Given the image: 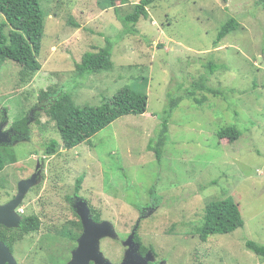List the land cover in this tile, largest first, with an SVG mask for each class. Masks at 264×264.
<instances>
[{
    "label": "rangeland",
    "instance_id": "374dc122",
    "mask_svg": "<svg viewBox=\"0 0 264 264\" xmlns=\"http://www.w3.org/2000/svg\"><path fill=\"white\" fill-rule=\"evenodd\" d=\"M140 1L116 2V14L106 7L108 0H40L45 15L41 69L23 83L17 77L18 64H3L0 107L7 112L6 127L34 109L39 115L29 124L28 139L7 149L15 162L0 172L3 205L15 197L20 180L28 179L36 167L40 170L38 184L27 192L18 213L38 216L41 225L14 245L12 255L17 264L68 263L77 245L57 232L76 220L67 198L73 197L80 179L76 196L116 229V238H103L99 244L113 264L121 259L120 242L135 225L138 211L153 204V215L140 221L137 234L155 260L264 264L245 247L249 240L264 247L261 0H159L139 18L135 33L122 34L117 15L131 14ZM230 19L239 28L214 44ZM4 20L0 14V23ZM107 39L113 68L79 77L75 66L82 56L104 48ZM202 85L219 94L206 93ZM48 88L70 94L78 106H98L129 88L146 94L147 108L143 115L118 118L71 150L60 146L48 156L45 146L51 140L61 143L54 123L38 111L45 109L38 95ZM169 97L181 101L168 121L158 162L149 145L157 140ZM232 125L240 131L237 140L218 138L222 128ZM226 198L237 204L243 227L201 242L194 228L206 204Z\"/></svg>",
    "mask_w": 264,
    "mask_h": 264
},
{
    "label": "trees",
    "instance_id": "16d2710c",
    "mask_svg": "<svg viewBox=\"0 0 264 264\" xmlns=\"http://www.w3.org/2000/svg\"><path fill=\"white\" fill-rule=\"evenodd\" d=\"M159 0H141L138 4L133 5L131 14L123 17L118 16V20L122 24V34L135 33V26L140 17L147 16V8ZM116 2L125 4L126 0H108L107 8H113L117 14L118 7ZM264 10V0L259 2ZM0 14L4 17V22L0 23V65L7 61L18 64L21 69L17 73L18 80L26 83L41 69L38 61L42 48V39L44 34V11L42 10L40 0H0ZM9 27L11 31L5 33L4 29ZM239 28V23L235 19H230L223 24L219 30L214 44L219 43L228 34L235 32ZM120 33V34H121ZM119 34V36H120ZM106 46L97 52H86L79 64L75 66L76 74L79 77L109 71L113 68L111 62L112 44L107 39ZM206 93L216 96L218 91L205 87ZM193 94H189L191 98ZM169 106L164 111L160 132L153 146L149 145V149L154 152L158 162L161 159V148L165 145L168 133V121L181 101V98L171 99L169 97ZM196 104H202V100L192 99ZM38 101L45 104L44 115L54 123L61 143L51 140L45 146V154L52 156L59 147L62 146L66 150H71L82 143L91 139L97 132L104 129L112 122L127 115H143L147 108L146 94L135 92L129 88H124L110 99H105L100 105H76L72 96L61 90H52L48 88L41 91L38 95ZM41 108V106H39ZM39 110V109H38ZM37 113V109L33 111V116ZM35 115L34 117L37 118ZM28 118L25 117L19 121L13 122L11 128L18 131V136L14 137V141H22L29 137ZM218 138L227 139L229 143L237 140L240 131L234 126L222 128L217 133ZM11 145L0 144V172L7 164L14 163L7 153V149ZM82 180L76 181L75 193L80 191ZM153 193V190L151 194ZM69 204L72 203V197L67 198ZM153 204L152 206H156ZM140 208V207H136ZM76 220L70 221L67 228L58 231L57 235L64 240L77 242L81 234L82 226L77 214L73 210ZM94 221H99V216L91 210ZM18 228L8 229L0 226V241L9 247L13 252L14 245L24 239V237L32 232L39 230L41 221L36 215H22ZM114 227V226H113ZM243 227L240 212L237 204L231 198L224 200H211L206 204L204 216L199 225L194 228L201 242H205L208 238L215 235L231 234L239 228ZM115 229V227H114ZM116 231V229H115ZM194 233V231H192ZM111 239V238H108ZM139 242L138 237H135ZM245 247L259 256L264 261V247L253 241H246ZM148 249L141 246V254ZM151 251H153L150 248Z\"/></svg>",
    "mask_w": 264,
    "mask_h": 264
},
{
    "label": "water",
    "instance_id": "95a60500",
    "mask_svg": "<svg viewBox=\"0 0 264 264\" xmlns=\"http://www.w3.org/2000/svg\"><path fill=\"white\" fill-rule=\"evenodd\" d=\"M11 138L7 132H3V126H0V144H9ZM38 166V165H37ZM39 167V166H38ZM35 168V173L28 179L20 180L17 184V193L7 203L0 205V226L8 229L18 228L21 222V215L17 209L21 205L27 192L40 179V170ZM74 209L79 217L82 233L77 239V246L71 252V258L67 264H113L106 259L99 250V244L103 238H116V231L113 224L109 221L95 222L91 215L88 203L79 199L74 203ZM136 227L131 234L122 243L126 248V252L120 264H149L155 259L151 251L145 256L139 253V246L134 242V234ZM0 264H17L9 247L0 241ZM159 264H164L160 262Z\"/></svg>",
    "mask_w": 264,
    "mask_h": 264
},
{
    "label": "flooded vegetation",
    "instance_id": "af4514ba",
    "mask_svg": "<svg viewBox=\"0 0 264 264\" xmlns=\"http://www.w3.org/2000/svg\"><path fill=\"white\" fill-rule=\"evenodd\" d=\"M3 67V65H0V70H1V68ZM45 106V104H43V107ZM39 112H43L44 110H43V108H41V109H39L38 110ZM44 113V112H43ZM28 118V121H27V123H28V126H29V124L30 123H32V121H33V112L31 111V114L27 117ZM3 126V132H7L8 134H9V137L11 138V142L9 143V144H2V145H11V146H13V145H15L16 143H17V141H14L13 140V138L14 137H17L18 136V131H15V130H13L12 128H11V126H8V127H6L7 126V112L2 108V107H0V126ZM31 176V175H30ZM79 199H82V198H79V197H77V196H73L72 197V203H71V206L72 207H70L72 210H74L75 211V209H74V203L77 201V200H79ZM156 207L155 206H147V207H141L140 208V210L138 211V218H137V220H136V223H135V225L132 227V229H131V231H130V233L127 235V238H128V236L131 234V232L133 231V229L136 227V230H135V234H134V242L139 246V253L141 254V252H140V249H141V246H143L142 245V243H141V240H140V238H139V236H138V234H137V227H139V223H140V221H143V220H145V219H147V218H149V217H151V214L153 213V209H155ZM89 209H90V215H91V208L89 207ZM76 213V212H75ZM150 213V214H149ZM153 215V214H152ZM93 219V218H92ZM102 220L101 219H99V221H95V222H101ZM81 233H82V231H81ZM138 237V239H139V242L138 241H136V239H135V237ZM126 238V239H127ZM123 242L121 241L120 242V244H122ZM76 245H77V242H76ZM122 246V245H121ZM247 249V248H246ZM248 250V249H247ZM150 250H147L145 253H143V254H141V256H145L148 252H149ZM125 252H126V248L124 247V246H122V255H121V259H120V261L117 263V264H120L121 263V261H122V259H123V257H124V254H125ZM161 261H157V260H155L153 263H149V264H159ZM90 264H93V263H90ZM114 264H116V263H114Z\"/></svg>",
    "mask_w": 264,
    "mask_h": 264
},
{
    "label": "built area",
    "instance_id": "2783aa9c",
    "mask_svg": "<svg viewBox=\"0 0 264 264\" xmlns=\"http://www.w3.org/2000/svg\"><path fill=\"white\" fill-rule=\"evenodd\" d=\"M19 212H21V210H19Z\"/></svg>",
    "mask_w": 264,
    "mask_h": 264
},
{
    "label": "clouds",
    "instance_id": "9594fccd",
    "mask_svg": "<svg viewBox=\"0 0 264 264\" xmlns=\"http://www.w3.org/2000/svg\"><path fill=\"white\" fill-rule=\"evenodd\" d=\"M17 211H19V209H17Z\"/></svg>",
    "mask_w": 264,
    "mask_h": 264
}]
</instances>
